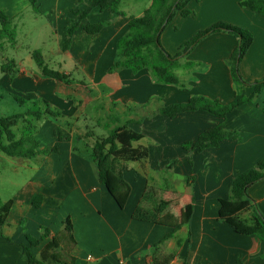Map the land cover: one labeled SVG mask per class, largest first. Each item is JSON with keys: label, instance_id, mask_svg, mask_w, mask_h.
<instances>
[{"label": "crops", "instance_id": "crops-1", "mask_svg": "<svg viewBox=\"0 0 264 264\" xmlns=\"http://www.w3.org/2000/svg\"><path fill=\"white\" fill-rule=\"evenodd\" d=\"M35 1L39 13L33 10L30 0H0V11H5L14 25L23 22L29 10L34 13V21L39 23L38 18H44L42 35H55L59 56L52 55L57 58L58 70L70 75L73 83L43 78L40 70L28 72L16 62L17 77L7 74L11 85L35 92L14 94L28 100L43 99L59 113L56 118L38 121L36 132L39 150L57 147L58 152L35 159L27 186L12 200L1 229L4 238L0 237V264H28L22 252V245H29L26 236L40 238L42 227L55 235L62 230L66 217L73 224L76 245L71 255L76 258L75 264H117L122 259L130 264H148L170 255L174 257L170 264H236L238 259L244 264H264V242L235 232L219 219L220 200L230 199L234 177L264 161V88L259 96L226 118L201 111L173 119L159 113L164 107L183 104L194 97L221 104L250 97L254 87L240 88L232 77V56L238 39L228 33L207 37L174 69L179 84L166 85L158 83L146 69L138 73L125 68L111 71L117 42L128 32L130 18L142 17L152 0L145 1L138 15L121 8L124 0L119 7L124 15L92 10L83 24L109 25L96 35L77 30L69 51L62 50L65 30L70 20H78L74 12L83 13L91 7L92 0ZM242 1H192L188 8L193 14L187 18L177 14L162 34L164 48L176 55L197 32L218 22L238 26L255 37L240 63V74L247 83L263 80L264 17L243 8ZM48 37L49 34L45 39ZM46 41H40L44 59L53 50ZM222 124L236 132V140H223L219 147L203 152L182 148L185 143L195 142L204 131ZM125 125L129 126L123 133L131 132L138 138L128 144L119 142V148L127 147L141 155L133 160L122 159L128 167L124 178L131 193L125 208L120 209L101 185L91 153L97 138ZM173 160L176 162L172 169L166 170ZM177 170L182 173L180 179L172 175ZM192 176L195 182L190 184ZM147 186L156 188L162 198L172 202L164 223L132 218ZM248 193L264 215V181L253 185ZM38 195H42L43 202L36 208L33 202ZM173 196L180 199L179 208ZM185 199L189 205L186 221L178 220L174 225L171 213H178ZM246 215L251 219L252 211ZM178 225L180 228L174 231ZM168 234L172 236L166 239ZM49 240L34 247L33 254L39 257Z\"/></svg>", "mask_w": 264, "mask_h": 264}, {"label": "trees", "instance_id": "trees-1", "mask_svg": "<svg viewBox=\"0 0 264 264\" xmlns=\"http://www.w3.org/2000/svg\"><path fill=\"white\" fill-rule=\"evenodd\" d=\"M122 0H92V5L83 13L74 12L79 16L75 22L70 20V26L65 30V40L62 43V50L69 51L73 37L77 30L82 29L89 35H96L106 28L108 22L97 24H83L88 15L94 9L101 11L109 10L113 14L124 15L119 7ZM192 1L200 0H152L151 7L146 10L142 17H131L129 20V30L117 42V56L111 71L122 68L130 69L134 73L141 70H148L158 83L166 85H178L179 79L174 73L179 61L190 54L195 47L207 37L216 33H228L238 39V47L232 56V77L234 82L241 88L243 86H253L254 92L250 97H241L229 104H221L217 100H210L203 97L191 98L183 104H174L160 109L159 113L167 118H175L187 112H206L217 118H226L237 108L249 103L253 98L260 95L264 88V79L254 83H247L240 74V63L248 53L255 41L254 35L243 28L224 22H218L207 29L196 33L190 40L185 42L176 55H171L164 48L161 37L167 26L175 19L177 14L187 18L193 14L188 8ZM33 10L39 13L35 6L36 1L30 0ZM243 8L264 17V0H243L240 4ZM0 54L4 51L6 43L15 46L17 43V30L14 20L5 11H0ZM36 66L40 70L43 78H51L67 85L73 83L70 75L59 70L50 68L43 57L41 50H34L31 54ZM187 66H190L189 64ZM16 63L14 60L1 66V71L12 75ZM15 101L27 110L13 116L0 117V152L10 158L36 159L39 155L48 156L57 153V147L39 150L40 143L36 139L37 127L34 122L44 118H56L59 116L51 105L43 100H25L14 96ZM45 106L46 110H41ZM19 123H24L22 135L18 137L15 129ZM129 125L119 127L106 136L95 140L92 146L91 157L98 168L99 180L120 209H124L131 193V186L125 180L124 174L128 171L122 159L133 160L136 155H141L138 151L127 147L119 148V142L128 144L131 140L138 138L132 133H123ZM62 137L60 136V140ZM236 132L225 129L222 124L215 128L204 131L195 142H188L182 145L184 150L203 152L210 148L219 147L223 140H236ZM171 161L166 170H171L175 164ZM264 181V161L258 162L252 169L234 177L231 185V197L228 200H220L219 219L222 223L231 226L235 232L248 236H255L264 242V215L249 195V189ZM190 184L195 182V177H190ZM43 202L42 195H38L33 205L39 208ZM172 202L161 197L160 191L152 186H147L141 201L134 210L132 218L137 221L161 224L166 222L163 219ZM13 201H8L0 208V237L2 227L6 224L11 211ZM252 211L251 219L242 218V214ZM180 225L174 227V231ZM23 231L26 232L25 228ZM41 237L35 238L27 235L28 246L22 245V252L27 257L28 264H75L76 258L71 255V251L76 245L73 235V224L70 217H66L62 223V230L55 235L49 228L40 229ZM168 234L166 239L171 237ZM7 241H12L5 238ZM50 239L43 248L39 257L33 254L32 249L40 245L44 240ZM173 256L155 260L154 264H170ZM236 264H244L240 259Z\"/></svg>", "mask_w": 264, "mask_h": 264}, {"label": "rangeland", "instance_id": "rangeland-1", "mask_svg": "<svg viewBox=\"0 0 264 264\" xmlns=\"http://www.w3.org/2000/svg\"><path fill=\"white\" fill-rule=\"evenodd\" d=\"M145 1L146 0H124L121 8L129 9L134 15H138L145 8ZM38 19L40 21L39 23L34 21V13L32 10H29L25 14L23 22H16L15 24V28L17 30L16 45L11 46L10 44L6 43L4 51L0 54V117L13 116L15 114L23 113L27 110L28 107H22L15 101L14 96L17 95L14 93H35L34 91L30 90L25 92L11 85L12 80H9L7 73H3L1 71V66L3 64H7L9 61L15 60V62L18 63L20 67L22 66L28 72L38 73L39 69L32 59L31 53L34 50H41L42 52L45 51V49L43 50V45L40 41L47 40L46 45H48V47L54 51L50 50L51 55H46L45 62L50 68L54 70L59 69L57 65L58 61H56L57 58L54 56H59L57 39L55 35L48 32H44L42 35V29L40 27L41 25L46 24V20L42 17H39ZM48 34L49 37L45 39ZM16 70L17 69L15 67L11 76L13 79L17 77ZM18 97L22 98L21 96ZM41 110H46V107H41ZM34 125L38 127L39 123L34 122ZM24 127V123H19L18 127H16L15 131L18 137L22 135ZM99 132L102 134V131L99 130ZM35 163V159L10 158L0 152V208H2L8 201L13 200L18 194L22 192L24 187L27 186L31 175L33 174V171L30 168L34 166ZM172 175L174 178H182V173L179 170H177L176 174ZM176 185H180V183H176ZM170 186L172 185L169 183L168 188H170ZM175 198L176 196H173V199ZM175 201L179 204L177 207L179 208L180 199H175ZM187 204L188 201L186 199L183 200L180 211L178 213H171L170 221L172 224H178V220H180V222L186 221V212L189 207ZM188 214L189 213H187V215ZM245 215L242 214V218L247 219L246 217L248 216ZM183 236L186 237V234L184 233Z\"/></svg>", "mask_w": 264, "mask_h": 264}, {"label": "built area", "instance_id": "built-area-1", "mask_svg": "<svg viewBox=\"0 0 264 264\" xmlns=\"http://www.w3.org/2000/svg\"><path fill=\"white\" fill-rule=\"evenodd\" d=\"M92 257H90L89 259H91ZM117 264H130L129 262H127L126 260H119ZM148 264H154V263H148Z\"/></svg>", "mask_w": 264, "mask_h": 264}]
</instances>
